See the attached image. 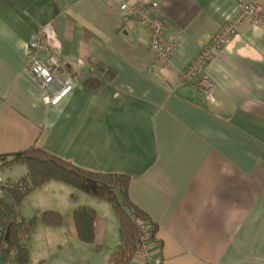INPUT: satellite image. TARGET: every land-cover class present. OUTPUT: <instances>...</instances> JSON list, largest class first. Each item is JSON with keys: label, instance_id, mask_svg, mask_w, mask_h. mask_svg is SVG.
Instances as JSON below:
<instances>
[{"label": "crops", "instance_id": "0c3cea01", "mask_svg": "<svg viewBox=\"0 0 264 264\" xmlns=\"http://www.w3.org/2000/svg\"><path fill=\"white\" fill-rule=\"evenodd\" d=\"M121 3L162 13L176 49L164 67L154 68L148 30L124 22ZM237 10V0H0V156L35 146L130 177L128 197L156 227L161 264H264V31L243 25L208 64L213 101L179 82ZM46 25L73 84L54 107L25 71L28 43ZM59 184L45 185L61 198L43 211L66 219L46 235L72 242L78 264H107L120 245L111 207ZM80 207L96 214L93 244L77 239Z\"/></svg>", "mask_w": 264, "mask_h": 264}, {"label": "trees", "instance_id": "16d2710c", "mask_svg": "<svg viewBox=\"0 0 264 264\" xmlns=\"http://www.w3.org/2000/svg\"><path fill=\"white\" fill-rule=\"evenodd\" d=\"M85 87L94 90L98 82L89 80ZM16 164L26 167L25 176L13 184L0 182V264H30L28 244L34 234L36 218L25 220L20 207L27 196L50 182L61 183L108 204L118 221L120 245L109 256L107 264H127L132 260L138 242L137 223L147 220V216L128 197L130 177L91 172L35 146L0 156L1 169ZM72 221L78 241L93 244L95 212L77 208L72 213ZM41 222L46 228L58 229L63 225V218L56 212L46 211L41 214ZM155 230L154 225L153 239Z\"/></svg>", "mask_w": 264, "mask_h": 264}, {"label": "built area", "instance_id": "2783aa9c", "mask_svg": "<svg viewBox=\"0 0 264 264\" xmlns=\"http://www.w3.org/2000/svg\"><path fill=\"white\" fill-rule=\"evenodd\" d=\"M237 8L236 15L209 38L208 43L180 73L181 85L193 84L200 95L210 102L213 101L214 84L206 72L208 64L238 34L243 25L264 31V9L259 0H237ZM119 10L124 22L136 21L148 30V47L153 56V66L158 69L164 67L176 49L165 40L166 26L162 13L151 6L130 3H121ZM50 29L51 25L42 27L29 41L25 71L42 92V102L54 107L68 96L73 84L70 79L60 75L61 59L58 49L51 43ZM153 232L154 224L150 220L137 223L135 256L141 258L143 264H161V260L153 258L151 254Z\"/></svg>", "mask_w": 264, "mask_h": 264}, {"label": "rangeland", "instance_id": "374dc122", "mask_svg": "<svg viewBox=\"0 0 264 264\" xmlns=\"http://www.w3.org/2000/svg\"><path fill=\"white\" fill-rule=\"evenodd\" d=\"M27 169L22 164H16L9 168H0V179L2 183L11 182L16 183L19 179L25 176ZM58 183V182H55ZM53 185V184H52ZM62 185V184H59ZM69 188L66 185H62ZM51 186H44L27 196L22 202V217L26 220L36 218V225L34 234L29 241V263L30 264H78L79 251L74 249L75 245L70 242L64 243V239L50 237L46 235V227L41 222V214L48 206L51 200L58 199L60 194L50 188ZM59 198V199H60ZM41 210V211H39ZM61 216L66 219V213H61ZM82 256V253H81Z\"/></svg>", "mask_w": 264, "mask_h": 264}]
</instances>
